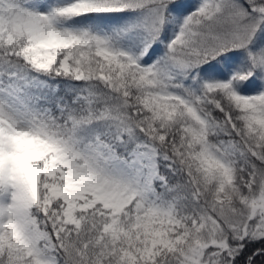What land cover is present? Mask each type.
I'll list each match as a JSON object with an SVG mask.
<instances>
[{"label": "snow or ice", "instance_id": "6c2138e0", "mask_svg": "<svg viewBox=\"0 0 264 264\" xmlns=\"http://www.w3.org/2000/svg\"><path fill=\"white\" fill-rule=\"evenodd\" d=\"M0 264H264V0H0Z\"/></svg>", "mask_w": 264, "mask_h": 264}]
</instances>
